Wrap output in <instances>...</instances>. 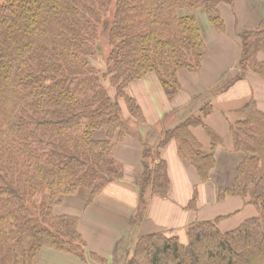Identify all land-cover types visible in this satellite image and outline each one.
Segmentation results:
<instances>
[{"label": "trees", "instance_id": "trees-1", "mask_svg": "<svg viewBox=\"0 0 264 264\" xmlns=\"http://www.w3.org/2000/svg\"><path fill=\"white\" fill-rule=\"evenodd\" d=\"M235 2L0 0V264H41L47 250L107 264L89 250L81 216L58 208L80 201L74 204L86 209L124 178L117 147L135 135L131 122L141 130L148 123L130 88L155 74L173 100L183 90L180 72H198L208 53L197 14L204 12L226 34L223 9L233 10ZM254 2L260 6L255 27L234 13L237 72L217 93L248 73L264 77V0ZM102 34L111 46L104 69L93 64ZM213 91L194 96L192 107L155 143L143 136L137 215L149 195H169L163 150L172 141L201 181L211 180L215 152L224 143L205 121L214 111ZM234 113L240 119L230 132L242 158L234 178L217 186V199L248 198L258 215L227 231L219 226L224 216L196 219L186 227L187 243L169 231L142 234L123 264H264V111L252 97ZM198 127L210 139L208 148L193 131ZM198 198L196 189L187 208L197 210Z\"/></svg>", "mask_w": 264, "mask_h": 264}, {"label": "crops", "instance_id": "crops-1", "mask_svg": "<svg viewBox=\"0 0 264 264\" xmlns=\"http://www.w3.org/2000/svg\"><path fill=\"white\" fill-rule=\"evenodd\" d=\"M237 1L239 4L242 0H236V2ZM254 7L257 9V5H254ZM225 9L226 8L223 9L224 16ZM235 14L237 15L241 24H244L248 28H253L258 24V18L260 14L258 12H256V19L251 16H248V18L244 17L247 22H242V20L239 18V15L236 12ZM210 33L213 34L212 37H209L210 40L213 42V44L211 42L210 45H215V52L211 53L212 47L209 46L207 37L206 41L209 49L205 57L203 66L199 70V72H180L179 79L183 86V90H181V92L173 100H169L165 92L163 91V98L160 99V101L158 102V104H160V109L158 110L160 120H163L165 118V111L168 112L173 111L174 109H184L186 106L191 104V98H193V96L204 94L213 86H219L220 84H222V80L226 81L229 74H232V72L235 71V67L239 57L238 39H233L235 38V36L233 35V33L229 32L228 35L224 33H219L215 29H211ZM213 38H215L214 41L212 40ZM229 44H231V48L234 54L228 53V51H230V49L227 48ZM182 75L185 77V79H183V77L181 79ZM242 83L246 84L247 82H237L229 89V91L221 92L219 93V96L214 97L213 100L216 104V109L219 105L230 107L234 110L240 108L243 103L249 101L252 97L250 98V92L248 90L246 91V89L242 87ZM136 85L137 83H135L129 90L132 95L134 93L133 90H135ZM247 85L249 84L247 83ZM235 89H237L236 92ZM133 96L137 98L136 95ZM220 97H225L229 100H221ZM137 99L139 100V98ZM256 101L259 108L261 109L260 101L258 99H256ZM139 102L141 105H143L141 100ZM262 104L264 105V101H262ZM142 107H144V105ZM216 109H214L213 113L207 117L206 123L217 131V133L223 138L224 143L223 145H220L215 152L217 158V166L213 170L211 180L208 182L201 181L196 169L192 166V164L186 160H183L179 156V153L177 152L178 145L175 141H172L163 150V157L167 161L169 175L171 177V190L169 192V195L167 197L149 196V205L143 216V220L141 219L138 222V225L136 226V231H133V233H131L133 225L131 217L133 216V211L135 210V207H137V203L139 201L138 190L135 182L137 181L142 172V141H140L135 136H131L118 145L116 155L117 159L124 166V178L108 185L105 190L98 196L96 201L86 209V215L84 217L80 215V230L88 242V248L90 251L96 252L100 256L107 258V264H117L116 261L122 259V250H120V245L123 243V241H126L124 240V238H126L128 240L127 242H129V234L132 237V242L133 240H136L140 235L146 233H153L161 230L167 231L166 229L171 228L184 230L186 225H188L191 221L195 220L196 216H200L202 213L207 215L209 209L210 211L212 209L214 210L216 205L218 208L217 211H215L216 213L214 214V216L216 214H222L226 216V214L235 212L230 211L229 213H221V206L215 197L214 190L212 191L211 189L207 190L209 191L208 193L210 195V199L212 200L210 203V208L206 207L205 203L203 202V199L205 200L204 194L205 192H207L205 190H201L199 192L200 202L204 204L201 207L202 210L196 213L194 211H190L187 208L188 202L190 201L193 194V184L191 182L198 181L200 185L206 186L215 181L216 177L219 178L218 180H221L224 174L228 173L230 170V154L234 151L230 150L227 146V141H229L230 138L232 139V137H230L231 132H229L228 129L229 122L222 119L225 125V129L227 131L226 140L225 137H223L224 135L220 131L221 120H213L214 112L216 111ZM143 110L145 112L144 108ZM230 113L231 112L229 111V114ZM145 115L148 121L149 114L145 112ZM150 119L154 120L152 116H150ZM232 121H235V119ZM177 123L178 119L173 121V123L169 127H174ZM193 131L196 137L204 145V147L208 148L210 146V139L206 134L205 130L202 127H198L195 128ZM150 138L152 139L153 137ZM157 138L158 137H155L156 141ZM228 143L230 145L229 147H231L232 149L231 143ZM238 163L239 161L235 165V171L237 169ZM235 173L236 172H234V174ZM232 178L233 177H231L228 182H230ZM218 182L220 183V181ZM220 185H224V183L221 182ZM105 201L106 204L111 207V209H108L107 211L103 208V203ZM100 202L101 205L99 204ZM236 203H238L237 197H230L225 200V202L222 204V207L228 208ZM117 210H119L120 213H118ZM105 218L109 220L110 223L104 221ZM128 221L129 225L127 226L126 222ZM235 225L237 224L232 225V227ZM221 226L223 227V229H228L223 224H221ZM128 229L130 230L128 231ZM97 231L104 235V244L99 241L100 237ZM179 236L182 239V236L180 234ZM125 250H127V248L123 249V251ZM40 263L106 264L96 262L91 259L82 261L77 257L51 250H47L43 253L40 259ZM120 264H123V262H121Z\"/></svg>", "mask_w": 264, "mask_h": 264}, {"label": "rangeland", "instance_id": "rangeland-1", "mask_svg": "<svg viewBox=\"0 0 264 264\" xmlns=\"http://www.w3.org/2000/svg\"><path fill=\"white\" fill-rule=\"evenodd\" d=\"M243 1V2H242ZM239 4H238V1L236 2V7H234V9L232 10L231 8L229 7H226L225 6V20L227 22V26H228V32L229 33H233V35L235 36V38L233 39H238L237 38V30L238 28L236 27V18H235V15L233 14V12L237 13L239 15V18L242 20V22H247V20L244 19V17L248 18V16H251V17H254V19H256V12L260 13L259 10H257L254 5H257L258 8H260V6L258 5L257 2H254V0H242ZM198 18L200 20V22L203 23V27L205 28V36H206V39L208 37V43H209V46L212 47V52H215L214 49L216 48L215 45L212 46L213 42L210 40L209 37H212L213 34L210 33V30L212 29H215L207 20L206 18L204 17L205 16V13L204 12H199L198 14ZM223 15H224V12H223ZM244 25V24H243ZM228 32L226 34H228ZM229 35V34H228ZM232 35V34H230ZM100 47H99V57L97 59H94L93 60V64L96 65L97 67L99 68H105V58L108 57L110 51H111V46L108 44V39L106 38L107 36L105 34H102L100 35ZM213 41L215 40V38L212 39ZM212 42V44L210 45V43ZM227 48L230 49V51H228V53H231V54H234V52L232 51V48H231V44H229L227 46ZM264 60V56L261 58ZM238 62V60H237ZM237 66V64H236ZM199 72V71H198ZM237 70L234 71L233 73L236 74ZM233 73L232 74H229V76L227 77L228 79H230L232 76H233ZM185 79V77L182 75L181 76V79ZM227 79V80H228ZM226 80V81H227ZM258 80V81H257ZM225 80L224 81H221L222 84L224 82H226ZM242 82H247L249 85H247V83H242V87H244L246 89V91L248 90L250 92V98L251 97H254L256 99H258L260 101V107L261 109L264 111V105L262 104V101H264V77H260L258 75H255V74H252V73H248L247 76L241 80ZM241 81H238V82H241ZM213 92L210 93L211 97H217L219 96V93H217V91L215 90L216 86H213ZM209 89L210 91L212 90ZM208 90V91H209ZM237 89H235V92H236ZM134 93L133 95H136L137 98H139V101L141 100V102L143 103L144 105V109H145V112L149 114V120L147 121V125H145V128L141 130V127L137 126L131 122L132 126L134 127L133 130L135 131V137H137L140 141H142V138L143 136H150V137H153L152 139H150L151 143H155L156 142V139L155 137H160V135H162L163 131H165V129H167V127L171 126V124L173 123V121L179 119V118H182V116L185 114V111L188 110L191 106V104H189L188 106H186L184 109H174L173 111H168V112H164L166 113L165 115V118L163 120H160V115H158V110L160 109V104H158V102L160 101V99L163 98V87L161 85V82L159 80V78L155 75V74H150L147 78H145L144 80L140 81L137 83L136 87H135V90H133ZM229 91V89L227 90ZM225 91V92H227ZM233 95V94H232ZM197 96V95H196ZM194 97V96H193ZM221 98V97H220ZM229 100L228 98L226 99L225 97L221 98V100ZM191 100H193L191 98ZM245 103H243L244 105ZM142 105V106H143ZM197 104H195L196 106ZM213 105H214V109H216V104L213 100ZM228 106V105H227ZM126 108V107H125ZM230 107H225V106H219L218 105V108L216 109V111L214 112V118L213 120H221V126H220V131L222 132V134L224 135L223 137H225V139L227 140V136H226V129H225V125H224V122L222 119L226 120L227 122H229V132H230V125L232 122V120L235 119L238 120L240 119L239 116H237L235 113H234V110H237V109H231ZM229 111L231 112L229 114ZM126 112V111H125ZM213 113V112H212ZM211 113V114H212ZM150 116H152L154 118V120H151L150 119ZM157 116V117H156ZM207 121V118L206 120ZM220 123V122H219ZM231 137V135H230ZM231 143L232 145V149L231 147H229V143ZM227 146L230 150H233L234 152L230 154V158H231V161L229 162V167H230V170L228 173L224 174V176L222 177L221 180H218L219 178L216 177L215 181H213L212 183H210L209 185H206V186H202L198 183V181L196 182H191L193 184V194H192V197L190 199V201L193 199V196H194V192L195 190L197 189L198 192H200L201 190H209L211 189L212 191L214 190L215 192V197L216 199L218 198L217 197V186L220 185V183H224V185H227L229 179H231V177L234 178L233 175L235 171V165L236 163L242 158L241 157V154H239L238 152L235 151L234 149V145H233V141L232 139L230 138L229 141H227ZM178 152V150H177ZM220 181V183L218 182ZM209 191L205 192L204 194V197H205V200L203 199V202L205 203V206L206 207H209L210 208V203H211V199H210V195L208 193ZM149 196H152V195H149ZM149 200H150V197L147 198V201H146V205L144 207V211H143V214L141 216V213H139V215H137V211H138V208H139V201L137 203V207H135V210L133 211V216L131 217V221L132 222V232L133 231H136V226L138 225V222L142 219L143 220V216L148 208V205H149ZM218 200V199H217ZM238 200V203L228 207V208H224L222 207V204L225 202L224 200L222 201H219V204L221 206V213H229L230 211H235V212H231L229 214H226L227 216L225 215H222V214H216L214 216V214L216 213L215 211H217V205L215 206L214 210L212 209L210 211L209 209V212L208 214H204L202 213L200 216H196L195 220L196 219H215L216 217L218 216H224L225 218L221 219L220 220V228L223 230V231H227V230H230V229H233L235 227H237L238 225H240V223H242V221H244L245 219L247 218H250V217H253V216H256L258 215V211L256 209V207L254 206V204L250 203L249 202V199L248 198H237ZM189 201V202H190ZM83 202V201H82ZM81 202V203H82ZM188 202V203H189ZM74 203H77L79 204L80 201H75ZM74 203H68V201L63 205L61 206L60 208H58V212L59 213H71V214H78V215H82L83 217L86 215L87 211L86 209L88 208H84V204H83V208L79 205H76ZM101 205V202L99 203ZM202 205H204L203 203L200 202V199L198 198V203H197V210L196 209H192V208H188L190 211H194L196 213H198L199 211L202 210ZM103 208L104 210H108V209H111V207L109 205L106 204V201L103 203ZM85 209V210H84ZM235 209H238V210H235ZM250 210V211H249ZM118 213L119 210H117ZM226 211V212H225ZM206 215V216H205ZM135 217V218H134ZM104 218V217H103ZM133 218V220H132ZM104 221L109 222V220H107L106 218L104 219ZM194 221V220H193ZM192 222V221H191ZM127 226L129 225V221L126 222ZM221 224H223L226 228L228 229H223V227L221 226ZM234 224H237L235 226L232 227V225ZM187 227V225H186ZM186 227L184 230H179V229H166L167 231H169L171 234H177V235H181L182 236V241H184L185 243H187L188 241V238H186ZM232 227V228H230ZM130 229H128L129 231ZM127 231V232H128ZM126 232V233H127ZM100 239L99 241L104 244L105 243V237L103 234H101L99 231H97ZM129 242H127L128 240L126 238H124V240L126 241H123V243L120 245L121 249L122 250V259L116 261L117 264H120L121 262H125V260L127 258H129V253L130 251H128V249L130 248V243H131V235L129 234ZM124 248H127V250L123 251ZM118 253V252H117ZM119 254V253H118ZM116 255V254H115ZM117 258V257H115Z\"/></svg>", "mask_w": 264, "mask_h": 264}]
</instances>
